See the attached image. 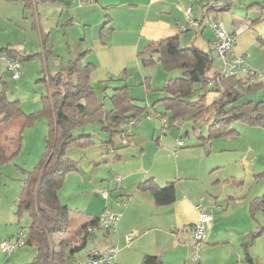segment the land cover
<instances>
[{"label": "rangeland", "instance_id": "obj_1", "mask_svg": "<svg viewBox=\"0 0 264 264\" xmlns=\"http://www.w3.org/2000/svg\"><path fill=\"white\" fill-rule=\"evenodd\" d=\"M110 1L112 0L96 2L58 0L44 3L39 0L36 3L37 18L31 15L30 10L26 12V18L20 16L21 10L17 16L15 12H12L11 14L17 17L14 20L15 24L20 26L21 31L11 28L7 31V35H0V41L10 39L17 45H25L28 51L41 52L39 53L41 56L35 55L32 60L20 62V75L17 79L11 77V73L6 69L5 60L0 58V77L3 81L0 83V90L6 89L7 98L17 101L21 111L29 118L21 132L17 154L6 161H0V236L6 233L5 240H14L19 232L28 228L30 222L27 211L18 210L17 206L22 195L24 180L28 173L34 171L45 152L44 139L48 134V116L43 111L42 97L46 96L50 89L47 83L40 79H46L58 71L63 72L69 65L68 60L75 57L73 55L77 49L89 47L92 49L91 59L96 64L90 75V84L99 102L103 104V108H110L113 89L127 83L128 76L123 75L119 78L115 74H108L117 73L119 70L116 62H120L113 53L115 49L101 51L98 47V28L104 12L103 8ZM248 1L227 0L226 4H230L228 8L212 11L209 15L216 16L217 21L227 30L232 27L231 20L247 24L244 22L246 12L253 9L246 5ZM223 2L225 4V1L221 0L219 5H223ZM249 16L255 17V13L250 12ZM204 21H207V14ZM39 25L40 28H38ZM204 31L207 35L211 29L207 27ZM43 33L46 34L45 47L41 41ZM180 35H184V32ZM198 43L202 45L203 51L209 52L207 42L198 41ZM179 44L183 47L182 42ZM233 48L238 54L246 53L247 61L256 55L255 59L257 58L260 64L257 71H264V44L260 45L256 41L254 32L246 29L236 35L232 51ZM42 51L46 53L45 57ZM100 57L103 62L110 64L108 66L100 64L96 60L97 58L100 61ZM211 58L213 62L209 74L221 66L220 59L214 51H211ZM132 59L127 61L131 62ZM124 63L131 65L129 62ZM149 67L155 75V66ZM158 70L163 71L161 67H158ZM153 80L157 86L163 84V81L156 76ZM247 100L253 103L264 102V85L246 95L243 101ZM148 110L151 109L148 108ZM157 110L160 111L161 106L157 107ZM145 119L150 122L155 120L154 116L147 119L144 114L136 118V124L131 126L134 136L127 138L130 141L129 145L121 142L119 134L113 138L117 145L123 144L116 148L115 154L100 150L101 141L107 140L108 137L99 130L98 124H87L73 131L74 136L91 135L93 143L87 148L79 146L68 148L67 156L76 161L78 167L77 170L65 175L59 190L60 202L66 205L73 215L76 212L88 213L86 212L88 210L89 213L100 217L107 204L109 207L112 198H115L114 203L123 198L114 197V193L121 189L120 183L114 182L116 176L123 178L125 171L139 172L151 169L150 175H157L156 182L162 186L168 180L175 178V174H167L168 170L174 173L178 167L182 178L175 183L176 192L194 197L196 204L202 205V212L213 217L211 222L214 225L213 236L209 237L210 231L206 226L204 245L197 252L200 256L195 264H248L244 260L243 248L247 241H250L248 252L252 259L257 264H264V231L259 233V227H264V216L261 211H256L254 215L251 211L252 201L264 194V128L236 123L231 128L237 133L226 135L227 137L224 135V137L213 138L203 147L195 149L210 150L208 160L210 164L217 165L210 172L204 170L199 173V170L196 172L193 168L197 161L179 160L175 156L195 142L190 121H182L177 125L178 128L171 127L164 132L160 127L159 130L156 128L149 132L143 131L142 126L138 127V124L146 121ZM206 126L207 124L203 122L196 125V134L206 136ZM186 131L189 133L188 136L181 139L184 146L174 152L173 146L179 139V134H184ZM133 140L138 143L137 148L131 145ZM157 151L159 154L156 156ZM115 155H120L121 158L118 160ZM104 158L108 161L103 162ZM81 159L83 160L79 163ZM83 162L86 165H82ZM95 188L98 191V197H94V193L89 192ZM106 190L109 192V197L105 201L100 193ZM253 232L256 235L254 239L250 236ZM71 233L69 230L63 237H68ZM11 234L15 236L11 238ZM109 234L112 236L114 232L110 231ZM106 236L108 234L101 229L91 232L82 248V253H88L93 247L102 249L108 241ZM191 236L188 229L183 235L179 234L178 241L181 245L185 243L189 246L187 242ZM3 240V238L0 240V244ZM190 252L193 254L192 250ZM35 254V247L28 244L12 253H3L0 250V264H28ZM157 259L160 264H169L170 253H167L164 258L160 255ZM172 264H183V262L174 261Z\"/></svg>", "mask_w": 264, "mask_h": 264}, {"label": "trees", "instance_id": "obj_2", "mask_svg": "<svg viewBox=\"0 0 264 264\" xmlns=\"http://www.w3.org/2000/svg\"><path fill=\"white\" fill-rule=\"evenodd\" d=\"M255 0L248 7L256 9L259 16L248 23V29L264 21V7ZM213 7V6H212ZM226 8V6L224 7ZM211 9V7H209ZM105 22L100 28V38L104 34ZM87 52L70 61L65 74L40 79L48 83L50 89L42 97L43 111L48 116V134L44 139L45 152L34 171L28 173L22 187L18 210L27 211L30 222L23 229L26 242L34 246L36 254L28 264H69L70 260L82 252L91 233L87 228L97 227L98 216L82 220L81 212H73L60 202L59 190L67 173L77 170V162L67 156L70 147L87 148L93 140L89 134L73 135V131L84 125L96 123L108 139L100 143V150L111 149L115 154L113 138L125 129L127 123L143 114L147 117L165 118L168 128L180 124L185 118L198 125L206 123V136L196 134L197 140L207 144L213 138L237 133L234 124L255 125L264 128V102L243 101L246 95L260 86L252 77L257 71L251 70L245 77H229L208 85L214 74H209L212 58L199 48L191 45L180 47L176 36L160 41H149L138 57L142 66L159 65L168 75L159 89L162 96L147 111L141 103L133 101L126 84L115 87L110 97L111 106L103 108L90 84L94 69L86 62ZM35 55L5 47L0 49V57L7 59L32 60ZM120 78V77H119ZM118 78V79H119ZM0 79V83L3 82ZM218 93L217 99L207 103L206 94ZM6 89L0 90V161H6L17 154L20 136L29 118L21 111L17 101L9 100ZM161 106L158 111L157 107ZM186 136V135H185ZM227 137V136H226ZM182 139V136L179 138ZM183 147V146H182ZM118 159L119 156L115 155ZM138 189L150 190L157 206H165L175 200V181L159 187L153 178L143 180ZM253 215L261 211L264 216V194L252 201ZM73 227V228H71ZM71 230L68 237H63ZM264 227H259V233ZM253 239L255 233L250 235ZM247 241L243 245L248 264H257L248 252ZM68 250V251H67ZM140 264H160L157 257L145 256Z\"/></svg>", "mask_w": 264, "mask_h": 264}, {"label": "crops", "instance_id": "obj_3", "mask_svg": "<svg viewBox=\"0 0 264 264\" xmlns=\"http://www.w3.org/2000/svg\"><path fill=\"white\" fill-rule=\"evenodd\" d=\"M37 1L39 0H0V35H7V31L11 28L21 31L20 26L15 24L14 21L17 18L16 16L18 15V12L20 10V16L23 18H26V12H28V10L31 11V15L33 17L37 18ZM41 1L44 3H48L57 2L58 0ZM93 1L96 2L97 0ZM223 1H225V4L223 2V5L221 6L219 5L221 0L110 1V3H107L108 5L103 8L104 12L101 17L102 19L100 22V26L98 28V47L101 51H110L111 49H115L113 52L114 56L120 63L116 62V64L119 65V70L117 71V73L108 74H115L117 77H122L123 75L128 76L126 77V85L128 86L129 96L133 101L141 103L144 107H146L147 111H150L148 110V108L150 109V107L162 96V93L159 92V89L163 84L161 83L162 85L159 86L155 85L153 83V78H155L156 76L157 78H160L164 83V81L168 78V75L164 74L163 71L159 72V65H155L156 72L154 75L149 66L145 67L141 65L138 53L143 50V48L149 41H160L169 37L176 36L178 38V43H183V47L193 45L202 51V45H200L198 41H203L204 43L207 42L210 48L208 53L211 55V51H214L213 42L215 40V36L212 30L209 34L206 35L204 29L210 27L207 25V22L204 21V18L206 14H209L212 11L225 10V6L228 8L230 4H226L227 0ZM254 1L249 0L246 5L249 6ZM258 2H260V4L264 7L263 0H259ZM188 7L191 8V18L194 20H198L200 22V26L197 29L181 31L178 27V23H186L185 10ZM209 7H211V9H209ZM12 12H15L14 14L16 16L11 14ZM250 12H254L255 17L249 16ZM250 12H246L244 22H246L247 24L250 23L251 20H254L259 16V13L256 9H252ZM214 18L218 20L216 16H214ZM105 22H107V24L104 28L105 31L101 39L99 32L100 28ZM231 24L232 27L226 30L229 33H234L235 30L240 26V24H242V22L238 23L235 20H231ZM263 25L264 21L257 26L248 29L255 33V39L260 45L264 44V29H262V27H264ZM38 28H40V25ZM181 32H184V35L181 36ZM41 36L43 47H45L44 43L46 42V34L43 33L41 34ZM5 47H9L17 51H23L26 55L38 54L41 56V54H39L41 52L37 53L28 51L25 45H17L10 39H4L3 41H0V49ZM91 51L92 49H90L89 47L77 49V51H75L76 53L73 55L75 57H72L68 60L69 64L70 61L72 59H75L79 54L87 52L85 61L92 63L95 68L96 64L91 59ZM233 52L234 54L239 55L234 50V48ZM42 54L43 57H45L46 53L44 51H42ZM255 56L256 55H254L251 60L246 61L249 68L253 71H257V68L260 66V64H258L257 58L255 59ZM100 58V61L96 58V60H98L100 64H106L107 66L110 64L109 62H103L102 57ZM130 58H133L132 61H127L130 60ZM124 62H129V64L131 65H127V63ZM68 67H66L63 72L58 71L54 75H49L48 77L56 76L58 74H65ZM218 70L219 69H214L211 74L216 73ZM48 77L46 79H48ZM256 82H259L260 84L257 89H259L261 86L263 87L264 75L260 76L256 80ZM217 95L218 93L213 90L207 92V103L210 104L214 102L217 99ZM146 121L144 123L141 122L140 124L137 123L138 127L142 126L143 131L147 130L149 132H152L151 130H156V128L159 130L160 123L157 120H154V122H150L148 120ZM184 121H190L192 126V135L195 142L193 140L192 142L194 143L188 145V149L182 150L177 155H175L176 159L195 160L197 162L194 161L195 164L193 165V168L196 172L197 170H199V173L200 171L204 170L210 172L217 167V165H215L214 163L210 164L208 160L210 156V150H195L203 147L205 144L197 140L195 131L196 125L190 120V118L187 117L184 119ZM172 128L178 127L177 125H174L172 126ZM130 133V136H134L131 128ZM175 133L178 135L176 131ZM188 134V131H186L184 134L180 133L178 138H180V136L184 138L185 135L187 137ZM127 143V145H129L130 141H128ZM132 143L133 144L131 145L137 148L138 143H136L134 140ZM121 145H117L114 142L115 149L120 147ZM193 150L195 152H193ZM158 154L159 152L157 151L156 156ZM118 156L119 160L121 156ZM82 160L83 159H81L79 163H81ZM102 161L107 162L108 160L104 158ZM82 165H86V163L83 162ZM168 173L171 175L175 174V178L172 180H168L167 182L175 181V183H177L182 178L178 167L176 168L174 173L172 171L170 172V170H168L167 174ZM150 174L151 169H144L139 172L125 171L123 178L120 177L121 182L119 186L121 189L114 193V197L121 196L123 198H126L127 203L124 206L118 207L114 205L115 198H112L111 202L109 203V207H107L108 204L105 207L112 208L113 210L120 212L121 216L115 227V230L112 231L114 232V234H112L111 236L109 232H106V234H108V236H106V240L108 241L107 243L105 242L103 248L107 245H114L118 248L119 252H117L118 254H116L117 258L115 257V264H140L145 256L160 257V255H163L164 258L167 253H170V259L168 261L169 264H172L174 261L179 263L181 261L183 262V264H195L196 261L192 260V254L190 252L191 250L189 249L190 247L185 243L181 245L178 240L180 233L181 235H183L184 232H186L188 229H190L191 233V227L195 224L197 218L198 211L196 210V206L198 205V203L196 204V200L194 197H191L185 193L182 194L181 192L177 193L175 189V200L173 203L165 206L155 205L150 190H139L138 185L143 180L148 178H153L155 183L159 187L164 186L167 182L164 185L160 186L156 182L157 175L152 174L151 176ZM114 189H116V187H114ZM89 192H93L94 197H98V191L96 190V188L91 189V191ZM107 199H105V201ZM105 208L103 209V211L105 210ZM86 212L88 213H81L80 218L82 220H89L90 218L97 216L89 213L88 210ZM207 229L210 231L209 237L213 236L214 225L210 223L207 226ZM128 235H132V237L130 241L127 242L126 237ZM14 236V234H11L10 237L12 238ZM109 236H111V238L108 239ZM6 237V233H2V235L0 236V240H2L3 238V241H5ZM85 254L86 253L81 252L78 257L83 258Z\"/></svg>", "mask_w": 264, "mask_h": 264}, {"label": "built area", "instance_id": "obj_4", "mask_svg": "<svg viewBox=\"0 0 264 264\" xmlns=\"http://www.w3.org/2000/svg\"><path fill=\"white\" fill-rule=\"evenodd\" d=\"M79 2L90 1V0H78ZM191 8L188 7L185 10V24H179L178 27L181 31H186L189 29H197L200 26L198 20L191 18ZM207 25L211 28L214 33L215 40L213 42L214 52L218 59H220L221 66L219 70L214 74V79L208 81L209 86H213L214 82H217L221 79L229 77H245L249 74L251 69L247 65L246 61L248 55L246 53L234 54L232 51L233 43L235 36L248 29L247 24H240V26L235 30L234 33H229L223 26L222 23H219L214 17L207 14ZM5 60L6 69L11 73L13 79H17L20 75V62L16 59H7L5 57H0ZM264 75V71H257L256 75L252 77V81L257 80L260 76ZM147 119L152 118L148 115ZM160 123V127L164 132L168 129V122L165 118L154 117ZM136 120H131L125 126V129L120 132L121 142L127 144L128 136H130V128L135 124ZM183 146L182 140L178 139L173 146L174 152ZM107 152L112 153L111 149H107ZM116 183L121 182V178L116 176L114 178ZM101 197L107 199L109 197V192L102 191L100 193ZM127 203L126 198H122L120 201L114 203L115 206L121 207ZM197 218L195 224L191 227V238L188 240V245L193 251L192 260L197 261L199 255L197 252L203 247V239L205 234L206 226H208L213 217L210 214L202 212L201 204L196 206ZM121 216L120 212L113 210L112 208H105L100 217H98L97 227H88L87 232L91 233L96 229H101L105 232H110L115 230V227ZM19 235L14 240H5L0 244V250L3 253H12L13 251L23 247L26 242V236L24 232H19ZM132 235L126 237V241H130ZM118 252V248L114 245H107L104 248H92L85 257H74L70 260L69 264H115V257Z\"/></svg>", "mask_w": 264, "mask_h": 264}]
</instances>
